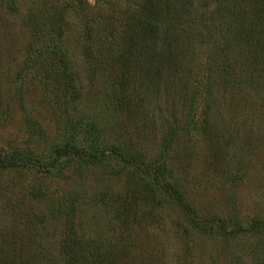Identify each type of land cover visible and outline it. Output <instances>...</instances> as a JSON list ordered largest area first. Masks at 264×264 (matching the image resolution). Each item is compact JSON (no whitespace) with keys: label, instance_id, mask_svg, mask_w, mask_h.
Here are the masks:
<instances>
[{"label":"rangeland","instance_id":"obj_1","mask_svg":"<svg viewBox=\"0 0 264 264\" xmlns=\"http://www.w3.org/2000/svg\"><path fill=\"white\" fill-rule=\"evenodd\" d=\"M126 2L82 0L78 6V0H0V151L47 159L67 141L69 124L96 121L108 147L144 155L145 162L160 159L171 138L169 114L158 117L156 109L155 121L145 126L131 85H125L127 97H122L114 58H105L111 47L120 52L124 28L131 26ZM140 10L139 2L131 9ZM60 15L62 47L78 81L77 100L56 96L55 70L50 55L41 51L54 38L53 23ZM260 97L239 134L219 120L213 135L199 127L174 138L167 166L196 219L214 220L205 231L191 224L166 192L155 195L116 160V170L69 164L45 174L32 166L0 167V264L16 258L27 264L54 258L63 264L60 251L72 207L74 223L91 241L114 237L118 246L130 241V254L142 264H264V231L257 234L255 228L260 223L264 229V85ZM123 98L133 108L127 109ZM114 199L134 205L138 224L130 234L111 207ZM57 206L63 214L53 221Z\"/></svg>","mask_w":264,"mask_h":264},{"label":"trees","instance_id":"obj_2","mask_svg":"<svg viewBox=\"0 0 264 264\" xmlns=\"http://www.w3.org/2000/svg\"><path fill=\"white\" fill-rule=\"evenodd\" d=\"M138 2L140 12H132ZM79 4L82 6V0H78ZM126 4V12L132 17L131 26L124 28L120 52L111 47L105 58H114L122 97H127L125 85H131L134 105L145 126L155 121L152 120L156 109L158 117L162 112L169 114L171 138L164 143L160 159L145 162L144 155H136L131 150L123 153L113 145L108 147L100 125L91 121L87 126L83 122L69 124L67 141L55 146L47 159L0 151V167L17 170L32 166L45 174L60 172L69 164L116 170V160L122 167L131 168L155 195L158 190L166 192L188 221L204 230V225L214 220L196 219V212L189 207L179 188L181 184L170 174L168 153L174 138L181 133H191L200 127L207 136L213 135L219 129L216 125L219 120L239 134L241 125L248 122L247 116L261 104L264 0H127ZM86 23L89 25L86 34L90 37L92 22ZM63 26L60 15L53 23L54 38L43 45L41 51L50 55L55 70L56 96L62 101L77 100L80 96L78 81L61 42ZM117 36L110 41L115 42ZM87 59L94 64L96 58L88 51ZM123 103L127 109L133 108L131 101L123 98ZM186 111L189 112L188 122L181 127ZM119 202L114 199L111 207L117 210L125 233L130 234L131 227L138 224V216L133 204L119 205ZM67 213L68 223L60 251L63 264H142L130 254L133 250L130 241L118 246L113 237L97 244L74 223L73 207ZM62 214V207L57 206L51 212V219L57 220ZM261 226L256 225L257 234L264 231ZM8 261L4 260L3 264H27L18 258ZM48 264H57V261L50 258Z\"/></svg>","mask_w":264,"mask_h":264}]
</instances>
